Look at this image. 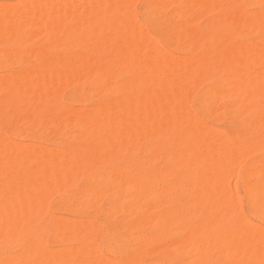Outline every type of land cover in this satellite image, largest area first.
I'll use <instances>...</instances> for the list:
<instances>
[{
    "label": "bare ground",
    "instance_id": "1",
    "mask_svg": "<svg viewBox=\"0 0 264 264\" xmlns=\"http://www.w3.org/2000/svg\"><path fill=\"white\" fill-rule=\"evenodd\" d=\"M41 1H32L33 4L30 3L31 5H28L29 7H26L25 10H15L7 14V16L2 15L3 13L0 11V52L7 55L8 58H12V60H24L26 63L25 69L23 70L21 68L22 71L18 73L21 77V82L18 84L0 80V91L4 92V94L0 93V114L14 115L11 117L17 116L19 118V116H24L26 109L30 107L34 111V114L28 118L29 121L25 118L30 131L31 129L32 131L36 130V127L47 126L50 122L58 123L66 118L69 119L68 112L60 108L62 102L59 106L57 104L58 101L56 102L51 98H56L61 95L63 89L60 92L58 90L59 85L63 87L62 85L68 80L66 78H69L68 74H71L63 71H65V68L68 69V67H73L74 65L77 66L75 67L77 68L75 74L77 76L81 74L89 76L93 81V85L94 82L101 84L100 82L104 76L111 77L114 73L117 74L116 71L118 69L126 70L130 74V78L126 82L117 83L118 86L114 85L117 93H119L118 98L111 99L102 105H97L92 110H88V112L84 111L81 113L82 110H80L78 111L80 114L75 115V118L72 117V120L73 118L77 120L82 127L81 135L74 145H63L59 149L45 150V148H36L35 145L31 144L24 145L23 143L19 145L21 142L16 143L13 140L10 142L11 139L9 138L10 140L8 139V141L4 134L1 137V132L0 236L6 237L8 236L7 231L12 232V235L18 239L21 247H23V251L18 256L16 253L15 255L17 257L5 256L6 258L4 259L1 257L0 263L103 264L105 262L104 264H112L111 262L113 260L115 261L116 258L106 257V255L102 257L98 253L96 254L94 247L96 245H92V243L96 244L94 238L91 233H88V230H85V225L92 224H88L83 220H80V223H75L72 220L73 223L71 224L58 221L61 219H56L57 221L52 219L47 222L39 221L40 211L43 210V213L46 209V201H44V198L46 199L47 196L49 198L52 193H55L53 190L61 188L62 186L65 188V185H70L74 179L76 180V178L80 177L86 180L91 179L94 182L86 186L76 187L74 191L69 192L67 195L71 200L79 196L85 197L87 200L97 199L105 191V184L102 181L113 178L112 180L114 182H112L117 184V187L118 185H123V187H128L132 191V195L130 193V199L133 197L135 200L136 198L141 200L144 197H152L154 198L152 200L155 201V199H158L162 205L176 204L172 208L169 206L159 214L152 217L150 215L146 218L150 225H160V227L161 225H185L180 222L184 216L189 214L198 215L200 220L196 224H193L194 229L202 225L204 226L202 227L204 231L202 233L200 231V235H198L200 239H193L195 240L193 242L200 240L196 242V251L200 252L199 257L201 260L208 261L212 259V251L216 250L220 244H224L226 245L224 254H226L228 259H234V262L229 263V261L228 264H264V227L262 228L260 226L261 228H258L257 226L259 225L249 222V220L239 215H236L234 219L228 222H223L224 218H222V216H226V210L229 213L231 206L234 207L231 209V212L235 211L234 209L239 201L234 189L235 186L233 188L231 185H228L230 184V181L228 183V179H230L228 177H231L230 161L235 159L236 156L239 159V153L242 152V148L240 146L238 147V145L236 146L235 140L233 141L225 133H221L222 130L216 128V126L213 127L212 124L210 125L211 127L207 126L201 118L200 120L197 118L199 116L192 110H189V106H186L189 105L190 88L196 85L197 80L200 81L202 78L209 80L211 77L208 78L205 72L207 69L209 70V68L213 67L214 62L218 61L220 63L219 66L217 64L219 68L218 72L221 75L220 77L225 82H232V84L227 82L230 86L226 83L224 85L228 87L233 86V89L235 87V90L231 88L234 94H229V97L235 96V91L241 96L243 94L241 90L246 89L245 94L240 98V102L242 103L245 99V103H248L247 106L242 104L247 108L246 113L241 119V122L247 125L245 126L247 127V133L255 131L261 139L264 138V101H261L264 96V86H261L262 84H256L259 81L264 83V43L262 39L258 40L256 38V41L253 39L254 41L250 40L251 42L246 44L232 43L229 41L233 37L232 32L225 29L226 25L224 26L222 24L224 22H237L240 27H252L253 29H258L257 31H261V33L264 32V26L257 28L259 26L258 22L256 23L255 21L252 22L246 19L242 12V7L240 8L241 2L239 3L236 0H232V2L227 1L229 2L228 5L227 3L225 4V0L223 4L222 0H182L186 4V7L189 8L197 9L199 7L202 8V6H207L212 8L211 10L214 12L215 10L213 8L221 10V12L219 10L217 11L219 14L217 16L215 15L216 17L213 14L214 19L213 21L211 20L212 22L207 27H197V24L189 28L184 27V32L181 33V31L180 34L172 33L168 28H161L163 34L167 37L165 41L168 40L169 36V40L175 42L177 48L180 47V49L182 48L184 51H187L188 56L182 58L179 55L176 56V54H173V56L170 50H166L160 44L157 45V42L155 44L153 42L155 40L154 37L142 26L143 24L137 22L138 19L135 22L133 18L135 14L129 12L133 9V0H82L78 2L70 1L71 3L64 0L63 4H61L62 2L58 3V1L56 3L49 1H46V3L45 0ZM235 1L240 5H230V3ZM260 1L259 5L258 3L256 4L260 12L264 14V0ZM151 2L152 0H148V8H150L149 5L151 6ZM244 2L246 1L244 0ZM49 3L50 6L48 7ZM130 3L131 5H129ZM129 6L131 10H128ZM142 7L145 6L142 5ZM153 10H151V14H155ZM123 11L134 15L129 17L130 14L128 13V16H125L123 15ZM204 11L206 12V10ZM147 13L144 16L147 15L148 17ZM149 16L151 15L149 14ZM109 18H113V22H108L107 20ZM142 19L144 20L143 17ZM158 25L157 28L159 29L160 27ZM28 28H36L37 30L41 28L46 33L45 35L47 36L49 44L47 46H32V48L25 47L22 44L24 40L22 35H26L24 32ZM181 29L183 28L180 27ZM147 33L148 35L146 36L145 34ZM26 38L28 37L26 36ZM181 39L187 40L186 42L188 43L191 42V45L187 49L184 48L185 45L181 44ZM206 39L213 40L214 42V44L212 43L213 45L206 43V45H209V48L206 45L205 47L203 46ZM3 45L5 47L2 50L1 46L3 47ZM41 45L43 44L41 43ZM174 47L172 48L174 49ZM28 57H32L34 61L26 60ZM45 74H48L47 76L49 78H45ZM75 78L77 77L73 75L72 80H75ZM78 78L79 80H85V78L80 79L79 76ZM79 80L77 79L75 81ZM206 80L201 81H204L206 84ZM62 81L64 82L63 84L61 83ZM199 81L198 85L201 84ZM66 86H69V84ZM144 87L150 89L151 92H144L142 90ZM196 87L198 86L196 85ZM223 87V81L220 80H215L213 83H210L206 89L205 98H208V96L212 98L214 95L217 96L218 94L225 93ZM229 91L232 93L230 89ZM58 92H60V95L57 94ZM194 95L195 97L197 96L196 94ZM198 95H200L199 92ZM193 98L192 101L195 99ZM213 99L215 100V97ZM202 106L203 104H200V108ZM241 109L244 110V107ZM74 112L72 113L76 114V109ZM227 115L225 113V116ZM224 119L222 121H225ZM228 124L230 125V123ZM228 130L230 129L228 128ZM231 130L233 132L232 128ZM235 130L239 129L235 128ZM151 138L155 141L153 144H151ZM7 142L9 144L11 143L10 146ZM14 142L15 144H13ZM140 147L143 148V151L148 152V155H146L148 157H144L146 159L135 157L134 151L137 148L141 150ZM259 147H257V150ZM139 149L138 151H140ZM261 149H263V145ZM260 150H258V153ZM245 153L242 154L247 156L250 152ZM153 157L158 158L157 164H151ZM258 165L250 164L248 169H244L245 171L242 176L243 184L242 182L241 184L246 191L247 197L251 201H249L248 210L258 220L264 221V162ZM252 171L259 172L258 176L261 174L259 177L261 178L260 181L252 182L253 180H250V182L247 180V176ZM254 173L253 175L256 176ZM228 174L229 176L227 177ZM231 188L234 192H232L233 190ZM230 190L236 196L231 194ZM56 191L58 192V190ZM49 192L50 194H48ZM127 198L125 202H127ZM82 199L79 201L83 203L84 199ZM233 200H235V205ZM75 203L74 205H76ZM111 205L116 204L113 203ZM127 205L129 204L127 203ZM124 207L126 208V206ZM238 207L239 205L236 207L237 210ZM78 209L83 212L84 206ZM221 210L222 212L225 211V214H222ZM108 212L110 213L111 210ZM109 213H107L108 216L111 213L113 214V212ZM30 225H76L74 227L78 233L75 232L77 234L76 238L78 237L81 244L76 248L74 246L72 250L67 247L68 251L66 250V245L64 246L65 250H60L63 247H60L61 245L57 246L60 247L57 248L59 250H56L57 252L48 250V247L46 248L45 245V238L41 233L42 231L35 230ZM251 225L260 229L258 230L260 232H251L249 230ZM125 229H127L126 226ZM200 230L202 229L200 228ZM197 231L192 230L189 234L192 237H197V234H199ZM182 236L185 237L184 235ZM124 237L127 238V236ZM12 239L15 240L14 238ZM60 239L63 238L61 237ZM115 243L113 235L109 232L104 241L105 247L120 259L128 258L133 260L144 253L141 248L129 252V247L125 242L120 243V245H117V243L115 245ZM141 243L144 245L146 241L142 240ZM194 245L192 247L190 246V248L194 249ZM70 247L72 248V245ZM153 249L152 251L149 250L150 252L148 253L156 252H153ZM156 253V260L158 262L161 260L169 261L174 258L169 253ZM102 258H106L105 261ZM143 263L145 264V262ZM115 264H118V262Z\"/></svg>",
    "mask_w": 264,
    "mask_h": 264
},
{
    "label": "rangeland",
    "instance_id": "2",
    "mask_svg": "<svg viewBox=\"0 0 264 264\" xmlns=\"http://www.w3.org/2000/svg\"><path fill=\"white\" fill-rule=\"evenodd\" d=\"M32 1H38V0H0V11L3 13L2 15L7 16V14H10V12H12V11L25 10L26 7H29L31 5L30 3L33 4ZM46 1L54 2V3H56V1H58V3L62 2L61 4H63L64 0H62V1L61 0H45V2ZM66 1H68V2H70V1L71 2H78V1H82V0H66ZM143 1H145V2H143ZM167 1L168 0H166V1L165 0H161V1L160 0H155V1L152 0L151 6L149 5L150 8H148V6H147L148 0H135V1L133 0V2H134L133 5H132L133 9H132V11H129V12L134 13L136 16L134 14L128 12L130 14L129 17H132L134 15L133 18L135 19V22L138 19L137 22H140L141 24H143L142 26H144L145 29L151 34V36L154 37V39H155V40H153L154 43L157 42V45L160 44L161 47L165 48L166 50H170L172 55L176 54V56L179 55L182 58H185L186 56H188L187 51H184V49H182V48H181L182 49L181 50L180 47L177 48V45L175 44V42L169 40V36H168V40L169 41L168 40L165 41V39L167 37L163 34V30L162 29H167L168 28V30H170V32L175 33V34H177V33L180 34L181 31H182L181 33L184 32L185 28L196 26V24H197V27H201V28L207 27L213 21L214 16L215 15L217 16L219 14V12H221V10L218 9L219 12H217L218 10L213 8V10H215V12H217L215 14V12L211 10L212 8H209L207 6H202V8L199 7V8L196 9V8L186 7V4H184L182 2V0H179V1L176 0L177 2L175 0H173V2H172V0H170L169 3H167ZM225 1H226L225 4L227 3V5H228L229 2H232V0L231 1L230 0H225ZM227 1H229V2H227ZM236 1L239 2V3L241 2L240 8L242 7L241 9H242V12L245 15L246 19H248V20H250L252 22L255 21L256 23L258 22L259 26L257 28L264 26V14L262 12H260V10L258 8L259 3L261 2L260 0H259L260 2L257 1V0H245L246 2H244V0H241V1L236 0ZM236 1L233 2V3H230V5L237 4L239 6L240 4L237 3ZM141 2H143V3H141ZM131 3L129 5H131ZM144 3H145V5H144ZM153 3H155L156 5L153 4ZM223 3H224V0H222V4ZM256 3H258V5ZM141 4L143 6H145V7H142ZM158 4H159L160 8H159ZM52 5H54V4H52ZM49 6H50V3L48 4V7ZM157 6H158L159 9L157 8ZM152 7H154V8H152ZM227 7L229 8V6H227ZM142 8H144V9L141 10ZM192 9L194 10V12H193ZM128 10H131L130 6H129ZM145 10H146V12H145ZM151 10H153V12L155 14H151L152 13ZM187 10H188V12H187ZM200 10H202V11L200 12ZM204 10H206V12ZM127 11H123V15L128 16L127 15L128 13H126ZM208 11H209V13H208ZM210 11H212V12L210 13ZM1 12H0V14H1ZM146 13L148 14V17H147V15L144 16V14H146ZM149 14L151 16H149ZM194 14H195V16H194ZM213 14H214V16H213ZM142 17L144 18L145 21L142 19ZM153 17H154V19H153ZM194 17H195V19H194ZM112 19L113 18H111V19L109 18L107 21L108 22H113ZM189 19H190L191 22L189 21ZM191 19H193V20H191ZM58 20H60V18H58ZM153 21H154L155 24L153 23ZM151 22H152V24H151ZM159 22H160V24L158 25ZM140 23H138V24H140ZM174 23L176 24L175 26H174ZM224 23L222 25H224V26L226 25L225 29H228L229 31H231L232 35H233L231 40H229L230 42H232V43L236 42V43H239V44H244V43L246 44V43H249L253 39L256 38L258 40L262 39V41L264 43V32L261 33V31H257L258 29H253L252 27H245V26L243 28V26L240 27L239 23H237V22H232V23L231 22L230 23L229 22H224ZM226 23L228 24L229 27L227 26ZM157 25H158V27H160L159 29L157 28ZM173 26H174V28H173ZM235 26H236V28H235ZM180 27L183 28V29L180 30ZM226 27H228V28H226ZM39 29H38L39 30L38 31L36 28H34V29H29L28 28L27 29L28 31L26 30L24 32L26 35H22V38L24 39L22 44L25 47H28V48L31 47L32 48V46H47L49 44V42L47 40V36L45 35L46 33H44V31L41 28H39ZM240 29H242V30L241 31H237V30H240ZM41 30H42V32H41ZM247 30H249V31H247ZM240 32L244 36L241 35ZM242 32H244V33H242ZM252 32H254V33H252ZM145 35L147 36L148 33L145 34ZM239 35H241L242 37L240 36L238 38ZM256 35H257V37H260V38L255 37ZM24 36H25V38H24ZM26 36L28 38H26ZM163 37H165V38H163ZM151 39H153V38H151ZM256 39H255V41H256ZM21 41H22V39H21ZM180 41H181V44L185 45L184 48H186V49L189 47V45H191V42L188 43V42H186L187 40H185V39H181ZM184 41L187 44V46L184 43ZM169 42H171V43H169ZM41 43L43 45H41ZM206 43L209 44V45H213L214 44L213 40L206 39L204 41V43H203L204 47H205ZM209 45H206V47L209 48ZM4 47H5L4 45H3V47L1 46V49L3 50ZM172 47H174V49ZM0 53H2V52H0ZM2 55H4L5 57L2 56ZM24 59H26V58H24ZM176 59H177V57H176ZM26 60H28V61L30 60L31 62L34 61V59L32 57H28ZM21 61L19 59H13L12 60V58H10V57L8 58L7 55H5L3 53L0 54V80L8 81L10 83L15 82L17 84L19 82H21V77L18 75V73H20V71H22V69L24 70L25 66H26L25 65L26 64L25 61L24 60H23L24 62L23 61L21 62ZM19 62H21V63H19ZM214 63H213V67L209 68V70L207 69L206 72H205L207 74L206 76L208 78H210V77L211 78L209 80H206L204 78L200 79V81L197 80L196 85L198 87H196V85H195L193 88H190L191 92H190V98L188 100L189 105H186V106H189L188 107L189 110H192L197 116H199V117H197L195 115V117L199 118V120L201 118V120H203L206 123L207 126H210L211 124H212L213 127L216 126V128L222 130L221 133H225V135L228 136L229 138L233 139V141L235 140L236 146L238 145V147L240 146L242 148V150L240 148V150L242 152L239 153L241 158L239 156V159H237V156H236L235 159H232L230 161L231 162V164H230L231 165V169L230 168L229 169L231 171L230 172L231 173V175H230L231 177H228L229 174L227 175V177L230 178V179H228V183L230 181V184H228V185H231V187H233V188L235 186L234 189L236 191V195H237V198L239 200L237 205H239V207H238V210H237L236 209L237 205H236V207L234 209L235 211H233L234 213L231 212V209L234 208L232 206H231V208H229V213H228V210H226V214L224 213L225 211L222 212V210H221V213L222 214L224 213L226 215V216H222V218H224L223 222H228L229 220L234 219L236 217V215H239V216H243L246 220H249V222H252V223H255V224L259 225V226H257L258 228L260 226L263 228L264 227V221H262L260 219L258 220V218L255 217L251 213L250 210H248L249 209V203L251 201L247 197L246 191H245V189H244V187L242 185L243 184V177L242 176H243L244 171L249 168L250 164L258 165V164L264 162V161L262 162V160H264V144H262V143H264V138L261 139L255 131H251L250 133H247V131H246L247 127H245L247 125L245 123L241 122V119H242L243 115L246 113V108H247L246 106L248 105V103L247 102L245 103V101H244L245 99L241 103L240 102L241 101L240 98L245 94V92H246L245 90L246 89H242L241 90V93H243L241 96H240V94H238L237 91H235V96L233 95L234 97L233 96L229 97L230 96L229 94H231V95L234 94V92L232 91L233 86L231 85L232 87H228V86L224 85L225 83L228 84L227 82L230 83V81H226L225 82L222 79V77H220L221 75L218 72V70H219L218 66L220 65V63L218 61L214 62ZM217 64H218V66H217ZM71 67H68V69L65 68V71H63L65 73H67V74L68 73H71V74H68L69 78H66V79H68L67 80L68 82L67 81L65 82L64 80L63 81L65 82V84H63L64 83L63 81L61 82L63 84L62 85L63 87H61L59 85V89L58 90H60V92H61V89H63V91L61 92V95H60V92H58L57 94L60 95V96H57L56 98H54V97L51 98L52 100H54L56 102L58 101L57 104L59 106H60V103L62 102L60 108L68 112L70 120L68 118H66L65 120L60 121L61 123L60 122H58V123L57 122H50L51 124L49 123L47 126L36 127L37 128L36 130L32 131V129H31V131H30L29 130L30 128H28V123H26L27 120L25 118H27V119L30 118L34 114V111L30 107H28V109H26L25 115H24L26 117L19 116V118H18L17 116L11 117V116H14V115H6V114L3 115V114H0V134L2 132L1 137H3L5 135V138H7V140L9 138L11 139V140L9 139L10 142H12V140H13V141H16V143L17 142L18 143L21 142L19 145H21L23 143H24V145H26V144L30 145L31 144V145H35L36 148H40V147L43 148V149L45 148V150L46 149L47 150H51V149L53 150L55 148L59 149L63 145H65V146L66 145H74V144H76V142L79 139V137L81 135V132H82L81 125L77 122V120L74 119L75 115H78V113L80 114V112H78V111L82 110L81 113L84 112V111L88 112V110L89 111L92 110L97 105H100V104L102 105L103 103H105L107 101H110L111 99L118 98L119 97V95H118L119 93H117V90L115 89L116 88L115 86H118L117 83L120 84L122 82H126L130 78V74L126 70L118 69L116 71L117 74L114 73L116 75L113 74L111 76L113 78H111L110 76H104L105 79L104 78L102 79V81L100 82L101 84L94 82V85H93V81L91 80V78L89 76L81 74L82 76H85V77H82L81 75H78L80 77V79L81 78H85V80H83V79L79 80L78 76L75 74L77 72L76 71L77 68H75V67H77V66L74 65L72 68ZM73 68H74V70H73ZM210 69H212V70H210ZM120 70H121V72H120ZM72 71H73L74 77H77V78H75V80L78 79L79 81L72 80V77H73ZM208 72H209V74H208ZM47 75L48 74L44 75L45 78L48 77ZM106 77H109V78H106ZM39 78H44V77H39ZM86 78H87V80H86ZM218 78H220V79H218ZM89 80H91V81L88 82ZM201 80H204V81L206 80V84L204 83V81H201ZM215 80L223 81V86H224L223 89H224L225 93L218 94L217 96L214 95V96H212V98H211V96H208V98H205V96H206L205 93H206L207 87L210 85V83H213ZM198 81L201 84L198 85ZM259 82H257L256 84L257 85H259V84L261 85L262 84L261 86H264V83H262L261 81H259ZM67 83L69 84V86H66V85H68ZM89 83H91V84H89ZM95 84H97V85H95ZM193 84H195V83H193ZM230 84H232V82ZM230 84H228V85L230 86ZM111 85H113V86L115 85V86L113 87ZM201 86H203V87H201ZM111 89H114V90H111ZM229 89L232 91V93L229 91ZM142 90L144 92H151V90L146 88V87H144ZM202 90H204V91H202ZM233 90H235V87H234ZM198 92H199L200 95H198ZM0 93L4 94V92H2V91H0ZM239 93H240V91H239ZM194 94H196L197 96L195 97ZM224 94H225L226 97L223 96ZM236 96H240V97H236ZM213 97H215V100L213 99ZM220 97H223V98H220ZM57 98H60V99H57ZM192 98L194 99L193 101H192ZM263 98H264V96L261 99L262 102L264 101ZM238 99H239V101H238ZM188 102H187V104H188ZM210 102H212V103H210ZM200 104L201 105L203 104V106L201 108H200ZM242 104L243 105L245 104L246 106H243ZM239 106H241V107H239ZM208 107H209L210 111H209V109H207ZM243 107H244V110L241 109ZM67 109L70 110V111H68ZM72 109H74V110H72ZM75 109H76V114H74L75 113L74 112ZM72 112H74V113H72ZM207 112H209V113H207ZM29 113H30V116H29ZM225 113H226V115L227 114L228 115L225 116ZM73 114H74V116H73ZM210 114H212V115H210ZM72 117H74L73 120H72ZM210 117H212V118H210ZM237 118H238V120H237ZM22 119L23 120L25 119V120L23 121ZM222 119H224L225 121H222ZM67 120H69V121L67 122ZM28 121H29V119H28ZM227 122L230 123V125ZM75 123H77V124H75ZM241 123H242V125H241ZM55 124H57V125H55ZM239 124H240V126H239ZM57 126H60V127L57 128ZM228 128L230 130H228ZM231 128L233 129V132H232ZM235 128L236 129L238 128L240 131L239 130H235ZM32 132H35V133H32ZM218 132H220V131L218 130ZM231 133H232V135H231ZM236 133H237V135H236ZM33 134H34V136H33ZM213 134H215V133H213ZM151 140H152L151 144H153V142H155V141L152 138H151ZM237 142H238V144H237ZM7 143L10 146L11 143L10 144H9V142H7ZM5 144H6V142H5ZM13 144H15V142ZM262 145H263V149H261ZM259 146H261V147H259ZM257 147H259L258 150L261 149L259 151L260 154L258 153ZM140 148H141V150L139 148H137V150L134 151L135 152V157H137L139 159H146L144 157H148V156H146V155H148V152H146L145 150H144L145 151L144 152L143 148L142 147H140ZM138 149L140 151H138ZM243 150H244V152H243ZM262 151H263V153H262ZM245 152H250L251 154L248 153L249 155H247V156L245 155L244 156L243 154H246ZM250 157H252V158L249 159ZM242 158H244V159H242ZM154 161H156V162H154ZM157 163H158V158L153 157L152 160H151V164L154 165V164H157ZM230 165H229V167H230ZM257 168H259V167H257ZM254 172H256V173H254ZM254 172L252 171V173H250V175L247 176V180L248 181H250V180L252 181L253 180L252 182H256V181H260L261 180V178H259L261 174L258 176L259 172H257V171H254ZM253 173L256 176H254ZM112 179L113 178H109L107 180L102 181V183L105 184V191L106 192L104 191V194L102 196L98 197L99 199L97 198V199L87 200L85 197H82V196L80 197L79 196L78 198H75V199L71 200V199H69V197L67 195L69 192L74 191V189H76V187L86 186V185L92 184L94 181L91 180V179L86 180L84 178L78 177V178H76V180L74 179L73 182L70 185H65V188L68 186L66 189L64 188V186H62L63 189H62V187L61 188H57V189L55 188L56 190H58V192L56 190H53V191H55V193H52V195H50L49 198H48V196H47L46 199L44 198V201H46L45 202L46 203V205H45L46 209L44 210L43 213H42L43 210L40 211V219H39V221L47 222L48 220L51 221L52 219L55 220V221H57L58 219H61V220H58V221H60V222L62 221V223H65V224H67V223L71 224V223H73L72 220L75 223H80V220H83L84 222H86L88 224H92L93 226L92 225H85L86 226L85 230H88V233H91L93 238H94V242L96 244L92 243V245L93 246L96 245V246H94L95 249H96L95 250L96 254L98 253L99 256H102V257H103V255L104 256L106 255V257L108 256L110 258H116L115 261L112 259L113 260L111 262L112 264H113V262H114V264L116 262H118V264H139V263L142 264L143 262H145V264H150V263L151 264H161L162 262H163L162 264H177V263L178 264H193V263L194 264L195 263L196 264H224V263L228 264L229 261H230L229 263L234 262V259H232V258L228 259L226 254H224V251L226 250V245H224V244H220L219 247L216 250L212 251V256H213L212 259H209L208 261H203V260L200 259V257H199L200 256V254H199L200 252L196 251V242H198L200 240H198L196 242H193V241H195L197 239H200V238H198L199 237L198 235H200V231H201V233H202V231H204V228H202L204 226H202V225H200V227L195 225L198 228L196 227L194 229L193 224H196L200 220V217L198 215L189 214V215L184 216L182 218L183 220L181 219L180 222L185 224V225H163V226L161 225V227H160V225H150V223L148 222V220H146V218H148L150 215L152 217V216H154L156 214H159L161 211H164L169 206H170V208H172L176 204L175 203H171V204H169L167 206L166 205H162L161 202L158 199L157 200L155 199V201L152 200V199H154L152 197H147V198L144 197V198H141V200L139 198H136V200H135V198H133V197L130 199L129 197H131L132 191L128 187H125V186L123 187V185H118V187H117V184H114L113 183L114 180H112ZM241 182H242V184H241ZM232 190H230V192ZM53 191H51V192H53ZM232 192H234V190ZM232 192H231V194H233ZM130 193H131V195H130ZM48 194H50V192ZM60 194L61 195L63 194L62 198H61ZM108 194H110V195H108ZM46 195H45V197H46ZM127 195H129V196H127ZM233 195L236 196L235 194H233ZM115 196H117V197H115ZM82 198L83 199L85 198V199L83 200ZM126 198H127V202H125ZM234 198H236V197H234ZM234 198H232V199H234ZM80 199L83 200V203H82V201H79ZM77 200H78L79 203L77 202ZM137 200H138V202H137ZM235 200H237V199H235ZM235 200H233L234 201V205H235ZM135 201H136V204H135ZM91 202H93V203H91ZM123 202H125V204H123ZM130 202H131V204H130ZM74 203L76 205H74ZM110 203L111 204L114 203L116 205L112 206ZM127 203L130 206L127 205ZM102 204H103V206H102ZM49 205H51V206L49 207ZM87 205H89V206L86 207ZM110 205H111V208H110ZM154 205L155 206L157 205V206L155 207ZM75 206H76V208H74ZM81 206H84L83 212H81L80 209H78ZM123 206H126V208L124 207L125 210H124ZM117 207H118V209H117ZM115 209H117V210H115ZM107 210L108 211L111 210V212H113V214L111 212H110L111 213L110 214ZM121 210H123V211H121ZM239 210H240L241 213L238 212ZM45 211H46L47 214L45 213ZM107 213H109L110 215L108 216ZM137 213H138V215H137ZM110 216H111V218H110ZM189 216H191L192 219ZM225 217H227V218L225 219ZM66 218H67V220H66ZM143 218H144V220H142ZM83 221H82V223H84ZM140 221H141V223H140ZM186 223H187V225H186ZM94 224H96V225H94ZM30 226H31V228H33L35 230L37 229V230H41L42 231L41 233L43 234V236L45 238V245H46V248L48 247V250L50 249V250L56 251V250H58L57 248H60V247L63 246L62 248H60V250H62V249H64V246L66 245V250L68 251L67 247H69V249L72 250L74 246H75L74 248H76V247H79L80 244H81V241L78 240V237L76 238V236L78 234L75 231V228H74L76 225H67V226H65V225H61V226L60 225H56V226L55 225L54 226L53 225H48V226L47 225H38V226L37 225H30ZM103 226H105V227H103ZM125 226H126L127 229H125ZM66 227H68V229H66ZM154 227H155V229H154ZM257 227H254V225H251L249 230L251 232H254V231L260 232V231H258L260 229H258ZM92 228H94V229H92ZM181 228H182V230H181ZM200 228L202 230H200ZM58 229H60V230H58ZM95 229H96V231H95ZM183 229L184 230L187 229V230H185L186 232ZM188 229H190V230H188ZM55 230H57V231H55ZM192 230H195V231L198 230L197 232L199 234H197V237H192L189 234V232H191ZM49 231H50V234H49ZM75 232L77 234H75ZM109 232L113 235L114 240L117 243V245L118 244L120 245V243L125 242L127 244V246L129 247V252H132V251H135V250L141 248V250L143 249L142 251H144V253H142L141 255H139L138 258L133 259V260L128 259V258H125V259L118 258L117 256H115V254L113 252L109 251L105 247L104 241L106 239V236H108ZM7 234H8V236H6V237L5 236L4 237L0 236V261H1V257H2V259L6 258L7 256L8 257H14V256L17 257L23 251V247H21L20 243L18 242V239L15 238L14 235H12L13 233L10 232V231H7ZM64 234H65V236H64ZM74 234H75V236H74ZM54 235H55V237H54ZM58 235H60V236H58ZM182 235H184L186 238L183 237ZM189 235L192 238H190ZM9 236L14 238L15 240H13L11 237L9 238ZM124 236H127V238L124 237ZM145 236H146V238H145ZM58 237H60V238L62 237L63 239H60ZM104 237H105V239H104ZM52 238H54V239H52ZM137 238L140 239V240H138ZM95 239H96L97 242L95 241ZM193 239H195V240H193ZM9 240H11L12 243ZM142 240L146 241V243L144 245L141 243ZM55 241L58 244H56ZM139 241H140V243H139ZM116 243H115V245H116ZM171 243H172V245H171ZM191 243H192V245L195 244L194 245V249L190 248V246L192 247ZM71 245H72V248L70 247ZM197 245L199 246V244H197ZM57 246H60V247H57ZM154 247H156V248H154ZM198 248H197V250H198ZM152 249H153V252L154 251L159 252L158 254H161V253H163V254L166 253L167 254V253H169L174 258L172 260H169V261L161 260V261L158 262V260H156V257H157L156 256V254H157L156 252H154L155 254L152 253V252H151L152 254L148 253V252L152 251ZM165 249H168V250H165ZM222 251H223V253H222ZM12 253H13V255H12ZM214 253H215V255H214ZM6 254H8V255H6ZM145 256H147V257H145ZM105 259L106 258H102L103 261H105ZM108 259H107V261H109ZM198 260H200L199 263H198ZM217 260H219V261H217ZM14 263L18 264L17 262H14ZM14 263H12V264H14ZM2 264H6V263H2ZM19 264H21V263H19ZM27 264H34V263H27ZM35 264H37V263H35Z\"/></svg>",
    "mask_w": 264,
    "mask_h": 264
}]
</instances>
